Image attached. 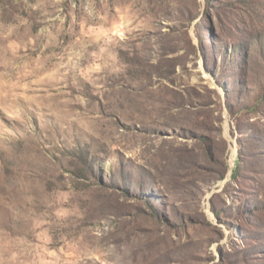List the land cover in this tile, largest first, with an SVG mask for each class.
I'll list each match as a JSON object with an SVG mask.
<instances>
[{"label":"rangeland","instance_id":"obj_1","mask_svg":"<svg viewBox=\"0 0 264 264\" xmlns=\"http://www.w3.org/2000/svg\"><path fill=\"white\" fill-rule=\"evenodd\" d=\"M0 264H264V0H0Z\"/></svg>","mask_w":264,"mask_h":264}]
</instances>
